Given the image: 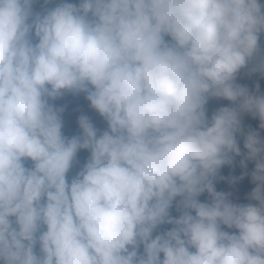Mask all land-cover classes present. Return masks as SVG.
<instances>
[{"label":"clouds","instance_id":"obj_1","mask_svg":"<svg viewBox=\"0 0 264 264\" xmlns=\"http://www.w3.org/2000/svg\"><path fill=\"white\" fill-rule=\"evenodd\" d=\"M262 81L264 0H0V264H264Z\"/></svg>","mask_w":264,"mask_h":264},{"label":"trees","instance_id":"obj_2","mask_svg":"<svg viewBox=\"0 0 264 264\" xmlns=\"http://www.w3.org/2000/svg\"><path fill=\"white\" fill-rule=\"evenodd\" d=\"M262 87H264V81L261 82ZM68 102V103H67ZM58 104H67L68 105V122L71 126L74 127V116L71 115V110L74 107L81 106L84 109H87L86 102L82 99V97H72V96H65L62 100L57 101ZM83 153H81V159L84 158Z\"/></svg>","mask_w":264,"mask_h":264},{"label":"rangeland","instance_id":"obj_3","mask_svg":"<svg viewBox=\"0 0 264 264\" xmlns=\"http://www.w3.org/2000/svg\"><path fill=\"white\" fill-rule=\"evenodd\" d=\"M68 103V102H67ZM253 124V126H255L256 122L252 121L251 122ZM249 167H251V165H249ZM226 171V170H225ZM224 185H218V190L224 188ZM252 185L248 184V183H244L242 187H240L235 193L234 195L236 196V198H238L241 202H243V197L246 194L247 191H250Z\"/></svg>","mask_w":264,"mask_h":264}]
</instances>
